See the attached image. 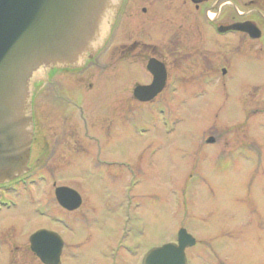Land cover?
Listing matches in <instances>:
<instances>
[{
	"label": "rangeland",
	"instance_id": "obj_1",
	"mask_svg": "<svg viewBox=\"0 0 264 264\" xmlns=\"http://www.w3.org/2000/svg\"><path fill=\"white\" fill-rule=\"evenodd\" d=\"M162 2L155 3L157 15L147 23V34L164 32ZM134 3L131 0L122 27L118 32L112 30L106 49L97 52L99 62H95L115 51V44L133 39L130 25L135 12L146 5ZM180 9L178 1L172 0L167 16ZM178 18L174 14L167 21V33L170 22L172 27L180 24ZM178 50L176 45L167 49L171 71L167 112L138 107L131 91L141 73L133 67L132 51L123 55L124 67L116 78L103 81V71L94 65L73 76L83 78L95 72L86 80L92 82L93 90L86 94L80 110H74L78 121L73 134L76 144L71 149L76 152L69 153L67 161L45 162L50 169L48 180L37 183L19 205L0 212V264H40L27 238L39 226H54L50 217H40L33 209L39 202L51 207L53 182L75 189L83 201L74 214L88 215L75 217L74 229L63 231L71 244L68 247L73 248L70 257H63V264H108L106 256L120 235L127 200L137 207L127 226L128 238L139 244L138 253L132 256L122 251L117 264H141L150 248L173 239L179 228L201 242L184 252L189 264H264V161L255 149L249 159L244 157V153L249 155L247 150L230 151L238 142L259 146L261 134L255 122L259 114L245 119L242 109H234L230 89L224 93L217 90L218 85L197 78L195 59L187 63ZM246 70L243 67L237 75L241 83L250 75ZM260 76V72L251 74L256 80ZM236 81L226 80V86ZM113 89L114 95L120 92L121 96L111 97ZM93 135L95 144L86 141ZM209 136L215 144L204 143ZM58 162L64 163L56 170Z\"/></svg>",
	"mask_w": 264,
	"mask_h": 264
},
{
	"label": "flooded vegetation",
	"instance_id": "obj_2",
	"mask_svg": "<svg viewBox=\"0 0 264 264\" xmlns=\"http://www.w3.org/2000/svg\"><path fill=\"white\" fill-rule=\"evenodd\" d=\"M137 1L140 4L145 3L147 6H140L137 13L135 12L134 21L130 25L134 30L133 39L115 44L116 50L101 57L100 63H98L99 59L95 55L82 67L58 66L41 68L38 71L35 78L37 88L33 97V139L28 161L29 169L8 182L0 183V212L3 209H13L19 205V202L26 200L28 192L37 183L48 180L50 169L45 165V162L52 159L67 161L66 156L69 153L76 152L73 151L74 148L71 149V146L74 147L76 144L73 134L76 127L75 121H78L74 110H80L79 108L84 104L83 99L86 94L93 90L91 88L92 82H86V80L95 72L90 71L88 75L84 74L83 78H74L73 76L81 74L87 67L89 69V66L94 65L97 69L103 71V76L100 74L103 81L107 77L116 78L124 67L122 63L123 55H128L131 51L135 59L133 67L135 70H140L141 73L136 78V84L134 83L135 85L131 91L138 107H143L142 109L149 112H163V108H165L167 112V84L170 83L171 85V71L167 67V49L169 50L170 47L176 45L181 49L178 50L181 53L177 51L180 57L186 59L187 63L191 64V60L195 59L196 65H198L197 78L206 79L210 83L218 85L216 86L217 90L220 88L224 92L230 89L234 99V109H242L245 119L248 120L253 114H259V120H255L261 134L259 146L250 142L246 144L238 142L230 151L239 153L241 150H247L249 155L244 153V157L249 159L252 155L251 152L255 149L260 152L261 162L264 161V0H177L182 9L168 12V16L167 4L172 0H162L164 14L160 17L163 18L161 24L164 32L163 34L157 32L158 35L147 34L145 31L147 23H152L153 18L157 15L155 3L158 0H136V3ZM130 2L131 0H121L112 30L117 29L116 32H118L122 27L126 13L125 9H127ZM174 14L179 17L178 22L180 24L172 27L170 22L167 33V21H171ZM108 43L109 41L104 44L101 52L106 49ZM159 43L161 46H159ZM116 55L120 56L116 57ZM96 60L98 62H95ZM150 61L152 70L149 68ZM248 65L253 66L248 68ZM109 66L113 67L110 68ZM243 67L247 69L246 71L250 75H248L247 80L243 79L244 83H241V79L237 75ZM161 70L164 73V80L162 89L158 93L149 99L145 98L146 95L141 92L138 96L134 95L136 87L151 85L155 75L159 76ZM253 72H260L259 80L251 77ZM143 76L144 78H141ZM141 79H145V82L138 83ZM229 79L238 81L230 83V86L227 87L225 81ZM89 88L91 89L89 90ZM113 90L110 93L111 97L121 96L120 92L114 95L115 89ZM170 91L172 92L174 89ZM34 99H36L35 103L37 102L36 112H34ZM79 118H82V121L85 120L82 114L81 116L79 114ZM49 120L52 122H49ZM100 126L105 127L104 124ZM87 138L86 141L91 144L96 143V136H87ZM207 138L204 143L215 144L214 137L212 142H208ZM98 160L109 164L103 158ZM63 163L59 164L58 162L55 169H60ZM117 164L122 165L120 162H117ZM261 171L264 174V169ZM52 185L53 196L50 198L53 201L50 199L51 207L45 208L49 203L39 202L40 204L34 206L33 209L34 213L40 217H50V221L54 226H39L30 235L38 230L55 233L62 242L58 264H63V257L66 254L70 257L73 249L68 247L71 244L63 231L67 233L74 229L72 223L75 217L83 218L88 215L85 213L82 215L80 213L78 215L74 214L82 206L81 195L79 207L69 210L60 205L55 190L58 187H71L64 184L55 185V182ZM127 188L132 187L128 186ZM136 208L132 207L127 200V205L122 210L123 222L120 227V235L114 240L108 256L104 254L108 258V264H117L119 254L122 251L132 256L138 253L139 244L137 241L128 238L131 233L127 226L131 222ZM126 220L127 223L125 224ZM29 236L27 238L28 246ZM168 242H177V233ZM133 243L137 244L134 249H132ZM200 243L199 240L195 239L190 246L184 249V252ZM29 250L31 251L30 246ZM34 256L36 257L35 254ZM185 259L189 264L186 254ZM38 261L42 264L39 259Z\"/></svg>",
	"mask_w": 264,
	"mask_h": 264
},
{
	"label": "water",
	"instance_id": "obj_3",
	"mask_svg": "<svg viewBox=\"0 0 264 264\" xmlns=\"http://www.w3.org/2000/svg\"><path fill=\"white\" fill-rule=\"evenodd\" d=\"M121 0H0V183L29 169L33 139V81L41 68L82 67L107 42ZM236 27V26H235ZM149 68L152 70L150 61ZM164 73L134 95L149 99L163 86ZM35 85V86H34ZM213 141V137L208 138ZM61 206L81 204L77 191L55 190ZM184 228L177 242L149 249L141 264H187L184 249L194 242ZM61 239L47 230L30 235L29 246L42 264H58Z\"/></svg>",
	"mask_w": 264,
	"mask_h": 264
}]
</instances>
